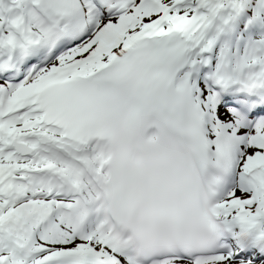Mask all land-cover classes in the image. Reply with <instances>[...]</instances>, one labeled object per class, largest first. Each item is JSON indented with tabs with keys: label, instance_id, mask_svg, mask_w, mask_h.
Instances as JSON below:
<instances>
[{
	"label": "snow or ice",
	"instance_id": "6c2138e0",
	"mask_svg": "<svg viewBox=\"0 0 264 264\" xmlns=\"http://www.w3.org/2000/svg\"><path fill=\"white\" fill-rule=\"evenodd\" d=\"M0 264H264V0H0Z\"/></svg>",
	"mask_w": 264,
	"mask_h": 264
}]
</instances>
